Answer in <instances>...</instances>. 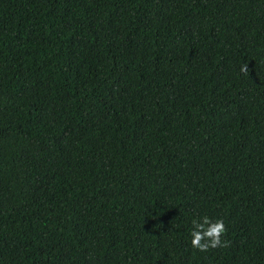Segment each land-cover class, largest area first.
Segmentation results:
<instances>
[{
  "label": "trees",
  "instance_id": "obj_1",
  "mask_svg": "<svg viewBox=\"0 0 264 264\" xmlns=\"http://www.w3.org/2000/svg\"><path fill=\"white\" fill-rule=\"evenodd\" d=\"M0 264H264V0H0Z\"/></svg>",
  "mask_w": 264,
  "mask_h": 264
},
{
  "label": "clouds",
  "instance_id": "obj_2",
  "mask_svg": "<svg viewBox=\"0 0 264 264\" xmlns=\"http://www.w3.org/2000/svg\"><path fill=\"white\" fill-rule=\"evenodd\" d=\"M241 71L247 75V66L242 65ZM226 228L223 220L211 221L205 216L200 221H193V230L191 232V245L193 248L207 252L210 248L227 247L228 242H221V236Z\"/></svg>",
  "mask_w": 264,
  "mask_h": 264
}]
</instances>
